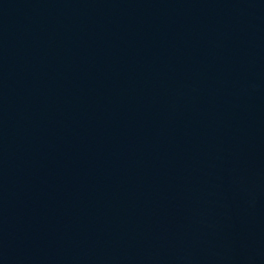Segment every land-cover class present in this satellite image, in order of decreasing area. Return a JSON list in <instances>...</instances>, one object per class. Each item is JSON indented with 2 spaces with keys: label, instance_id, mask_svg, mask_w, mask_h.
<instances>
[{
  "label": "water",
  "instance_id": "obj_1",
  "mask_svg": "<svg viewBox=\"0 0 264 264\" xmlns=\"http://www.w3.org/2000/svg\"><path fill=\"white\" fill-rule=\"evenodd\" d=\"M0 264H264V0H0Z\"/></svg>",
  "mask_w": 264,
  "mask_h": 264
}]
</instances>
